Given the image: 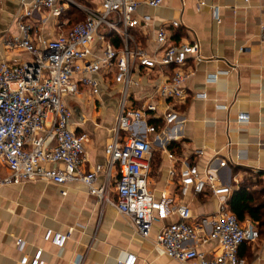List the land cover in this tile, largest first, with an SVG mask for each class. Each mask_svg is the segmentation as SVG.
Returning <instances> with one entry per match:
<instances>
[{
    "label": "built area",
    "instance_id": "1",
    "mask_svg": "<svg viewBox=\"0 0 264 264\" xmlns=\"http://www.w3.org/2000/svg\"><path fill=\"white\" fill-rule=\"evenodd\" d=\"M195 1L200 8L207 6L205 0ZM164 3L165 0H101L98 9H93L72 0L23 2L16 18L19 34L2 43L7 51L27 54L30 61L0 62V188L36 182L64 187L79 182L99 203L114 206L142 239L151 237L157 221L177 215L178 222L158 234L156 247L179 264H246L239 257V249L259 241L261 234L256 225H243L230 211L228 198L233 190L219 175L210 170L201 174L197 166L185 163L178 172L180 198L208 193L220 200L208 222H193L187 205L181 203L171 208L173 200L167 194L158 200L150 189L155 146L160 143L166 149L157 126L150 122L162 120L166 127H171L181 118L174 109L160 117L157 104L185 101L186 82L192 75L188 64L205 60L199 42L176 43L164 29L155 33L153 54L137 43L133 31L150 30L153 24L150 15L138 16V10L143 6L158 9ZM71 5L84 13L85 20L54 39L37 43L34 34L45 22L44 12L47 20L59 19ZM212 11L219 20V8L212 7ZM181 25V21L171 23L173 29ZM261 30L264 41V27ZM114 39L120 43L118 47ZM95 43L101 45L96 55L92 50ZM153 72L161 76L159 85L152 95L134 106L132 91L141 87L137 75ZM221 74L217 73L212 80L217 81ZM105 80L120 88V104L113 137L105 151L107 165H98L89 172L85 154L88 136L71 129L73 114L65 99L78 97L85 89L98 97ZM248 122L246 115H239L238 123ZM241 157L238 153L236 159ZM215 160L220 161L221 169L230 164L227 160ZM102 172L106 179L98 187L97 177ZM171 174L176 173L173 170ZM113 186L116 201L111 199ZM68 239V234L53 230L44 234V241L59 249L65 247ZM211 242L219 243L222 253L207 259L198 246ZM25 246L24 241H18L19 251ZM42 255L39 249L32 258L25 256L21 264H42ZM84 259L78 257L74 264H83ZM118 264H135V258L128 256Z\"/></svg>",
    "mask_w": 264,
    "mask_h": 264
},
{
    "label": "crops",
    "instance_id": "2",
    "mask_svg": "<svg viewBox=\"0 0 264 264\" xmlns=\"http://www.w3.org/2000/svg\"><path fill=\"white\" fill-rule=\"evenodd\" d=\"M24 1L0 0V62L30 61L27 54L7 51L2 44L3 40L19 34L16 18ZM205 2L207 6L202 8L195 0H165L158 9L143 6L137 14L150 15L152 27L147 31H133L140 47L151 54L156 48L155 33L159 29H164L176 43H200L205 60L188 64L192 75L186 82L187 99L182 103L159 101L157 104L160 117L174 109L181 118L171 127H166L162 120L151 121L156 123L166 149L160 143L155 146L156 158L150 174V189L156 199L167 194L173 200L171 208L181 203L187 205L193 222L198 223L209 221L220 200L208 193L180 198L178 172L184 163L197 166L201 174L210 170L219 175L233 190L228 203L243 184L254 194L256 203L264 201V41L261 40L264 0ZM72 7L78 9L74 5L69 9ZM212 7L219 8V20L215 19ZM43 17L41 30L34 34L37 43L54 39L73 27H69V20L60 25L63 17L50 20L47 14ZM173 21H181V27L173 29ZM61 26L69 28L57 33L56 29ZM112 41L117 47L120 45L117 40ZM100 47V43H95L92 48L95 55L99 54ZM219 72L222 74L213 81L212 77ZM137 78L141 87L132 91L134 106L154 93L161 76L153 72L139 74ZM105 81L98 97L85 89L82 95L65 99L73 114L71 129L78 135L92 136L85 144L89 172L98 165H107L105 151L113 137L120 104V88ZM108 104L114 110L109 122L104 123L99 111ZM240 114L246 115L249 122L238 123ZM173 143L178 148L169 150ZM238 153L242 154L239 160ZM216 158L229 161L228 168L221 169ZM105 179L104 172L98 174L96 186H102ZM116 198L113 186L111 199L116 201ZM178 220L177 215L160 219L154 224L151 237L145 240L114 206L99 203L79 182L64 187L45 182L3 187L0 188V264H21L25 256L32 258L39 249L43 251L42 264H74L81 256L85 257L83 264H118L128 256L135 258V264H179L156 247V238L162 229ZM250 223L259 228L249 217L242 222L243 225ZM47 230L69 235L63 249L44 241ZM259 230V241L239 249V257L246 264H264V227ZM19 240L26 243L23 251L18 249ZM198 250L207 259L222 253L217 242L198 246Z\"/></svg>",
    "mask_w": 264,
    "mask_h": 264
},
{
    "label": "trees",
    "instance_id": "3",
    "mask_svg": "<svg viewBox=\"0 0 264 264\" xmlns=\"http://www.w3.org/2000/svg\"><path fill=\"white\" fill-rule=\"evenodd\" d=\"M69 16L81 14V11L72 7L66 13ZM156 123L151 122V125ZM178 148L176 143L169 146V150H175ZM254 194L248 191L246 185H241L240 189L235 192L228 205L230 211L237 217L240 223L244 222L247 217L258 224L259 228L264 227V201L256 203L254 201ZM258 228V229H259ZM260 231V230H259ZM261 234V233H260Z\"/></svg>",
    "mask_w": 264,
    "mask_h": 264
},
{
    "label": "rangeland",
    "instance_id": "4",
    "mask_svg": "<svg viewBox=\"0 0 264 264\" xmlns=\"http://www.w3.org/2000/svg\"><path fill=\"white\" fill-rule=\"evenodd\" d=\"M73 1L76 4H79V5L86 7V8L98 9V0H73ZM44 16H46V12H44ZM68 20H69V27H72V26H74V24L83 22L85 20V16H84L83 12H81V14H77V16H74V15L69 16L67 14L63 17V19H61L59 21V23L61 25V24H63L64 21L66 22ZM69 27L68 26H61L60 28L56 29V31H57V33H62L65 30H67ZM91 110L92 109L90 108V111ZM113 110H114V107L110 106V104H108V107H105L104 109L100 108L99 114L104 118V123H106L107 120L109 122ZM89 113H91V112H89ZM87 136L89 139L92 138V136H90L89 133H87ZM155 158L156 157L154 155L153 159H155ZM153 159H152V165H153ZM151 171H152V166H151Z\"/></svg>",
    "mask_w": 264,
    "mask_h": 264
}]
</instances>
